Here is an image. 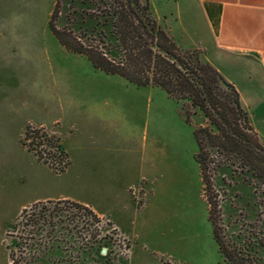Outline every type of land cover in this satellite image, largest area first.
<instances>
[{"label": "rangeland", "instance_id": "1", "mask_svg": "<svg viewBox=\"0 0 264 264\" xmlns=\"http://www.w3.org/2000/svg\"><path fill=\"white\" fill-rule=\"evenodd\" d=\"M11 1L15 3V0ZM21 1L26 5H34L30 11H33V20L36 22L32 35L36 51L32 57L22 61L25 64L24 71L20 76H12V85L18 83V86L26 87L35 96L44 93L45 87H70L81 94L88 87H105L101 96L109 103L106 115L111 116V111L115 109L127 129L138 128L140 135L144 128L148 131L149 146L153 147L151 156L155 160L154 172L150 176L153 196L146 212L136 215V218L132 215L134 225L127 218L126 221H120L126 238L109 221L98 216L96 219L91 218L85 211L70 204V201L40 203L37 208L30 206L17 216L21 206L30 197L29 192L25 195V187L31 185L30 181L34 185L35 179L42 177L45 189L58 186L54 192L65 193V181L69 174H52L46 166H42L43 162L25 151L20 137L13 136L9 148L0 155V264H10L6 246L21 235L23 226L29 220H41L42 225L43 221L47 223L45 232L51 230V224L57 225L61 221L54 228L55 235L59 234L61 227L70 230L78 226L82 238L95 236L105 246L103 250L106 252L102 254L107 255L111 264H226L213 238L208 219L210 207L195 160L197 144L194 130L205 124L203 116L196 114L187 122L181 104L169 98L162 89L137 87L118 76L106 75L94 69L86 58L64 49L50 30V15L56 0ZM71 1L61 0L56 22L58 29L66 24ZM150 1L153 11L158 12L159 22L166 28V22L177 26L178 18L186 22V11L191 7L196 14L194 17L199 19L193 0ZM165 15L168 16L167 21L162 19ZM176 44L185 49L181 44ZM36 100L33 98V103L27 109L28 117L32 119L43 114L38 106H46L52 101L50 97H44L38 100L41 104L37 105ZM190 111L195 112L192 109ZM258 138L264 146L259 135ZM25 142L34 148L31 135L25 138ZM41 149L46 147L42 146ZM130 154L131 151L125 148L126 157ZM212 175H217L213 191L217 203V221L223 237L245 234L247 202L252 201L253 191L247 184L241 183L239 174L234 179L222 171L217 174L213 172ZM145 196V191L137 194L135 201L138 207L143 206ZM73 220L74 226L69 224ZM18 223L22 228L14 231L13 227ZM7 235L13 238H7Z\"/></svg>", "mask_w": 264, "mask_h": 264}, {"label": "trees", "instance_id": "2", "mask_svg": "<svg viewBox=\"0 0 264 264\" xmlns=\"http://www.w3.org/2000/svg\"><path fill=\"white\" fill-rule=\"evenodd\" d=\"M60 8L61 0H57L50 30L64 49L86 58L106 75L118 76L137 87L162 89L181 104L187 122L196 114L203 116L205 124L194 130L195 160L218 252L226 264H264V146L236 89L205 61L203 52L176 44L164 24L155 18L149 0H72L66 24L58 29ZM190 109L195 112L190 113ZM30 135L36 149L25 142ZM22 144L54 174L64 173L69 166L59 139L45 129L29 126ZM219 171L232 179L239 174L241 183L253 191L254 203L247 202L245 234L223 237L218 225L213 191L217 175L213 177L212 173ZM70 204L97 218L89 208ZM26 222L23 228L19 223L13 227L14 231H22L6 246L10 264H111L102 254L105 246L95 236L82 238L74 220L69 222L72 229L61 227L58 235L54 228L61 221L51 224L47 232L44 221L43 225L41 220Z\"/></svg>", "mask_w": 264, "mask_h": 264}, {"label": "crops", "instance_id": "3", "mask_svg": "<svg viewBox=\"0 0 264 264\" xmlns=\"http://www.w3.org/2000/svg\"><path fill=\"white\" fill-rule=\"evenodd\" d=\"M193 1L199 19L191 7L186 11V22L179 18L177 26L166 22L167 29L185 49L203 52L206 62L236 89L251 126L264 143V0ZM150 5L159 21L151 1ZM30 8L34 5L21 0L14 4L0 0V155L9 148L13 136L21 141L29 126L45 129L59 139L68 156L64 174L68 173L69 178L65 193L54 192L58 186L45 189L42 177L36 178L34 185L30 181L31 185L25 187V195L29 192L30 197L17 216L36 204L70 201L109 221L126 238L120 221L127 218L134 225L132 215L136 218L146 212L153 196L150 176L155 160L148 131L144 128L140 135L138 128L127 129L115 109L111 116L106 115L109 103L101 96L105 87H88L83 94L70 87H45L44 95L35 96L18 83L12 85V76L24 71L22 61L36 51L32 39L36 22ZM167 17L162 19L167 21ZM44 97L52 101L38 106L42 116L28 117L33 98L38 105ZM125 148L131 151L130 156L126 157ZM25 151L35 156L27 148ZM143 191V206L138 207L135 198Z\"/></svg>", "mask_w": 264, "mask_h": 264}, {"label": "water", "instance_id": "4", "mask_svg": "<svg viewBox=\"0 0 264 264\" xmlns=\"http://www.w3.org/2000/svg\"><path fill=\"white\" fill-rule=\"evenodd\" d=\"M105 252H106V250H103V252H102V253H103V254H105Z\"/></svg>", "mask_w": 264, "mask_h": 264}]
</instances>
